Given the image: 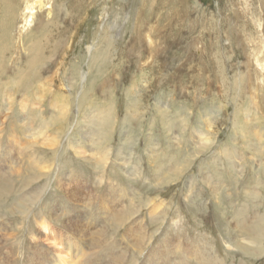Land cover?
Here are the masks:
<instances>
[{
	"label": "rangeland",
	"instance_id": "obj_1",
	"mask_svg": "<svg viewBox=\"0 0 264 264\" xmlns=\"http://www.w3.org/2000/svg\"><path fill=\"white\" fill-rule=\"evenodd\" d=\"M50 2L33 69L23 2L0 52V264L69 238L100 264H264V0Z\"/></svg>",
	"mask_w": 264,
	"mask_h": 264
},
{
	"label": "bare ground",
	"instance_id": "obj_2",
	"mask_svg": "<svg viewBox=\"0 0 264 264\" xmlns=\"http://www.w3.org/2000/svg\"><path fill=\"white\" fill-rule=\"evenodd\" d=\"M22 2L24 4H23V12H21V21H22V23L20 24L19 31H24L25 33L24 32L23 33L26 34V35H32V37L35 36V33L36 32L32 31L33 29H32L31 26L35 22V21H33L34 20V16H35V14L37 13V11L39 9H42L44 6H46V8L48 9L47 16H51V12H52L51 11V8H53V7L51 5L52 3L50 2V0H20L19 2H18V0H0V52H1V55L3 53H5L6 51L9 50V46L7 45V40H10V44L12 42L11 34H9V32H10L9 29L11 28V26L15 22V18L17 16L16 9H17L18 5L21 6ZM174 13L175 12L172 11V15H169L168 14V17H169L168 18L169 19L168 20V23L169 24H171L172 22H174V19H175L174 16H173V15H175ZM152 14L154 16V13H152ZM152 14H150V15L152 16ZM9 16H10V20L9 21H6L7 17H9ZM35 19H37V18H35ZM46 19L48 20V18H46ZM47 22L52 23V20H49ZM5 23H6V25H5ZM40 34H41V31H40ZM19 36H21V35H19ZM36 36L40 37V35H36ZM29 37H30L29 39H31V36H29ZM35 37L32 39V43L28 44V48L31 51V58L29 60L28 68H31V66H32V69H33L34 64L36 63V61L39 60V54L43 51V49H41L38 46V44L35 43V39H36ZM21 42H22L21 39H18V41H17V43H18L17 51H19L20 49L23 48V43H21ZM109 43H110V40L108 39V36L105 35V36H103L102 40H100V45L97 46V49H96L95 46L86 45V48L85 49H86V56L88 58V60H87V62H88V66L87 67L88 68H94L93 70H95V72H97V73H99L100 71H102V68H103L104 63H106V60L109 59V57L112 54V53H109ZM4 66L6 67L7 65L4 62V58H3V60L0 59V68H1V70H3V67ZM79 73H80L79 72V69H77V74H79ZM19 77H20V75H19ZM78 77H80V75ZM80 79H82L83 84L81 86V91L80 92L77 91V94H79L77 102L79 100H81V97H82L83 92H84V82L87 80V77H85V80H84V77H82V78L80 77ZM73 87H74V85H73ZM69 94H67V95L58 94V98H55L54 99V101H55L54 104H57L58 103L59 105L61 104V106H63V109L60 112V118H58V119H61L62 117L66 116L65 114H66V110L67 109L65 108V106L68 105V100H66V98L69 97ZM128 105H129V107H128L127 112H125V117H124L123 120L124 121L125 120L128 121L130 123V125H132V124H134V117L137 115V113H138L137 111L138 110H137V107L135 106L136 105V102L131 101L130 104H128ZM158 112H160V110H158ZM110 114L111 113H109L108 109H106V111H105V117H106V119L105 120L107 122L110 119V117H109ZM102 123H103V121H102ZM122 125H125V123H123ZM53 141L54 140H52V142ZM206 141L200 143V145L201 146H204L206 144ZM87 223H88V225H84L83 226L84 228L86 226V231H84V234H85V232L88 231L87 229H89V227L91 225H93V224L96 225L99 222L97 220H94L93 223L91 221L90 222H87ZM74 228H75L74 230H76L78 232H80L83 229L81 227V225L78 224V223L75 224ZM41 229L44 232H48V233H45V234L52 233V229L49 228V226L46 225V224H42L41 225ZM99 230L102 231V229H99ZM49 236H51V235H49ZM88 239H89V241H86L85 243L84 242L78 243L79 240H77V241H74L73 240L72 241V239L69 238L66 241H64V244L66 246H62L61 244L53 245V246H56V249H57L55 256H50L49 253L46 252V251L45 252L40 251L38 253L40 255L39 262L40 263H41V261L47 262L46 260H48V264H76V263L77 264H100V263L94 262V260H95L94 256L97 254L96 251H92L91 254H86V252L84 251V249L91 250L92 247L94 249H95V247H97V240H94L92 242L90 238H88ZM236 244H237V242H236ZM236 244L234 246H236ZM244 245L237 244V246L239 247V249L241 251L250 252L249 250H251V248L250 247H247L246 245L244 246ZM97 249H99V248H97ZM253 251L254 250H252L251 252H253ZM77 255L80 256V257L78 258ZM91 256H93V258H94L93 259V262L91 261V258H90ZM80 261H82V262H80Z\"/></svg>",
	"mask_w": 264,
	"mask_h": 264
}]
</instances>
